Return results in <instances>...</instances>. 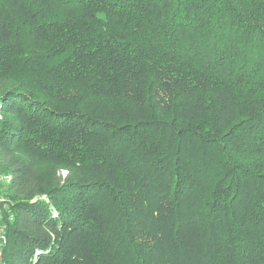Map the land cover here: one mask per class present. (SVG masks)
<instances>
[{
    "label": "trees",
    "instance_id": "16d2710c",
    "mask_svg": "<svg viewBox=\"0 0 264 264\" xmlns=\"http://www.w3.org/2000/svg\"><path fill=\"white\" fill-rule=\"evenodd\" d=\"M0 174V264H264V0H0Z\"/></svg>",
    "mask_w": 264,
    "mask_h": 264
},
{
    "label": "bare ground",
    "instance_id": "6f19581e",
    "mask_svg": "<svg viewBox=\"0 0 264 264\" xmlns=\"http://www.w3.org/2000/svg\"><path fill=\"white\" fill-rule=\"evenodd\" d=\"M0 179L3 181V182H5V183H10L11 181H12V176H10V175H1L0 174ZM5 203V199L3 198V197H1L0 196V207L3 205ZM5 207V206H4ZM1 240L2 241H5V237L2 235V237H1ZM0 251H1V249H0Z\"/></svg>",
    "mask_w": 264,
    "mask_h": 264
},
{
    "label": "built area",
    "instance_id": "2783aa9c",
    "mask_svg": "<svg viewBox=\"0 0 264 264\" xmlns=\"http://www.w3.org/2000/svg\"><path fill=\"white\" fill-rule=\"evenodd\" d=\"M5 182H3L1 179H0V185L3 184ZM4 208H7L6 204H5V207ZM4 218V212H3V209H0V246L2 245L1 244V237H2V229H3V226L1 225V222Z\"/></svg>",
    "mask_w": 264,
    "mask_h": 264
},
{
    "label": "rangeland",
    "instance_id": "374dc122",
    "mask_svg": "<svg viewBox=\"0 0 264 264\" xmlns=\"http://www.w3.org/2000/svg\"><path fill=\"white\" fill-rule=\"evenodd\" d=\"M67 172H64L63 175L66 176Z\"/></svg>",
    "mask_w": 264,
    "mask_h": 264
}]
</instances>
